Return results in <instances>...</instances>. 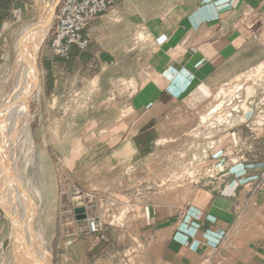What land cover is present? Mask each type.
Returning a JSON list of instances; mask_svg holds the SVG:
<instances>
[{
    "label": "rangeland",
    "instance_id": "rangeland-1",
    "mask_svg": "<svg viewBox=\"0 0 264 264\" xmlns=\"http://www.w3.org/2000/svg\"><path fill=\"white\" fill-rule=\"evenodd\" d=\"M50 1L31 0L26 13L12 14L8 18L7 32L3 35L7 41L0 42V48L5 50L0 58V111L3 108L7 113L2 131L7 140L4 154L21 176L23 186L30 189L33 200L30 207L26 195L20 191L23 203L19 212L30 228L27 245L44 252L50 264H61L56 255L61 249L50 250L46 243L52 238L53 244L58 245L59 240L76 237L72 232L73 196L69 191L72 183L64 179V174L74 171L72 166L79 163L89 165L87 174L97 170L95 148L104 140L97 134L110 127L111 116L116 120L113 124L121 129V121L131 117L127 107L137 88L134 65L138 56L151 49L152 41L141 26L130 27L122 22L118 28L105 30L107 35L101 40L106 50L116 54L111 63L91 62L83 67L78 63L67 69L61 63L56 64L59 59L53 57L51 70L42 73L39 70L41 58L53 56L47 46L48 29L38 46V87L27 100V115L17 120L13 118V110L18 107L15 101L19 98L17 95L24 93L23 88L17 87L21 76L16 60L17 43L25 33L39 26L28 30L48 10ZM166 6L163 11L170 5ZM130 28L134 30L126 32ZM240 31L256 38L258 59L235 78L208 90L201 89L197 105L174 107L169 116L177 117L172 120L151 122L159 123L160 128H155L154 136L149 138L142 175L128 184L108 181L95 184V179L90 186L97 194L92 197V212L88 216L98 219L105 233L101 229L99 233L90 232L85 246L63 251L70 252L73 258L85 252L90 264H110L108 259H114L116 264L126 258L132 264H158L152 255L155 248L138 240L137 222L130 216L134 200L142 198L149 204L176 207L184 203L195 187L226 186L248 194L257 190L264 180V2L253 10H240ZM100 115L106 116H101L99 122ZM25 124L34 145L25 142ZM1 168L5 169L0 160V202L8 236L5 256L9 264H18L15 236L25 238V231L13 225L14 219L5 206L7 196L4 197ZM41 211L47 213L44 219L40 218ZM53 220L55 232L52 235L48 224ZM115 227L119 231L111 232ZM103 234H106V242L101 239L96 244V238ZM230 236L239 239L240 227ZM129 246L134 248L128 252ZM113 247L119 252L116 257H111ZM224 252L228 253L226 249ZM99 256L102 262L96 263ZM228 259L226 255L216 256L206 264H230Z\"/></svg>",
    "mask_w": 264,
    "mask_h": 264
},
{
    "label": "crops",
    "instance_id": "crops-1",
    "mask_svg": "<svg viewBox=\"0 0 264 264\" xmlns=\"http://www.w3.org/2000/svg\"><path fill=\"white\" fill-rule=\"evenodd\" d=\"M263 2L118 0L107 13L89 24L86 33L90 43L84 51L73 47L68 61H56L67 69L78 63L81 67L91 62L111 63L116 54L106 50L101 40L107 35L105 30L118 28L122 22L130 27L141 26L152 41L151 49L138 56L134 65L133 78L137 88L127 107L131 117L121 121V129L109 116L112 124L97 134L104 137L95 148L97 170L87 174L89 165L79 163L72 166L74 171L64 174V179H69L82 191L87 215L92 212L90 203L97 194L90 187L95 179V184L103 181L128 184L142 175L149 138L154 136L155 128H160L156 122L177 117L175 114L169 116L174 107L197 105L201 100V89L208 90L235 78L258 59L256 38L240 31V10H253ZM30 3L31 0H0V42L7 41L3 35L7 32L8 18L12 14L26 13ZM166 5L170 6L163 11ZM131 30L134 29L126 32ZM3 51L4 48H0V58L5 55ZM53 57L41 58L40 72L51 70ZM101 116L106 115H100L99 122ZM153 121L156 122L151 124ZM131 205L130 216L137 222L138 240L155 248L152 255L158 264H206L212 257L224 255L230 264H264V180L251 194L226 186L218 189L201 186L195 187L184 203L176 207L149 204L142 198ZM2 212L0 202V264H9V258L5 256L8 236ZM46 215L41 211L40 218L44 219ZM73 221L72 232L76 237L59 240L58 245H54L51 238L46 248L61 249V253L56 254L61 264H90V257L85 252L73 258L70 252L63 251L82 248L91 234L78 233L74 212ZM48 227V232L53 235L55 220ZM238 227L240 238L231 237ZM110 231L118 232L119 229L115 227ZM101 239L106 242V234L97 237L95 243L99 244ZM133 248L129 246L128 252ZM114 250L113 247L111 257L119 253ZM107 261L114 264V259ZM100 262L101 256L96 263ZM116 264L132 263L126 258Z\"/></svg>",
    "mask_w": 264,
    "mask_h": 264
},
{
    "label": "bare ground",
    "instance_id": "bare-ground-1",
    "mask_svg": "<svg viewBox=\"0 0 264 264\" xmlns=\"http://www.w3.org/2000/svg\"><path fill=\"white\" fill-rule=\"evenodd\" d=\"M51 3H52V0L49 3V7ZM49 7L47 9H49ZM52 19H53L52 14H49L44 20H42L38 24L39 25L38 27H35L31 29L30 31H28L27 33H25L19 39L17 43L16 60L18 63L17 64L18 68L21 72V76L17 81V87L19 86L20 90L21 88H23V92H24L23 93L21 91L23 95H20L21 93L19 95L16 94L19 98H16L17 100L15 101V105H17L18 107L15 110H13L14 111L13 118L15 119L17 118V120L27 115L28 113L27 100L32 95V91L38 87L37 67L34 68L35 67L34 65L36 62L39 43L41 42L42 38L44 37L48 29L50 28L52 24ZM6 100L8 101V99ZM14 100H15V97H14ZM6 107L8 106L6 105ZM3 111L5 110H3L2 108V111H0V129H1L0 160L3 163L4 168H5V169L1 168V170L4 176V180H3L4 197L7 196L5 199L3 197V199H4L5 206L8 208V210L10 211V214L13 217L12 219H14L13 225H15L16 228H23L25 231V238L21 237V235L20 236L16 235L15 252H16L17 263L18 264H50V261L44 252H41L40 250L34 248L33 246L29 247L27 245V243L29 242L28 240L30 239L29 238L30 228L28 224L25 223L24 218H22L19 212V210L21 211L20 206L23 200V197L20 192L22 190H20L16 181L14 180V178L11 177L9 172H11L12 174L15 173V177L20 182L22 181L21 176L14 170L13 167L9 165L6 155L4 154V149H5L4 147H5L7 140L4 138L5 135L2 133V131L4 132L3 124L7 120L6 119L7 113L5 111V114H3ZM23 132L25 135V142H27L30 145H34L32 142L31 133H30V130L27 124L24 125ZM27 190H30V189L27 188ZM11 199L12 200L14 199L13 202H11ZM7 201L9 202V204L7 203ZM10 203L12 204L14 203V204L11 205ZM10 205L12 206V208H9ZM17 213H19L20 216H18ZM32 244L34 245V243ZM27 246L29 247V249Z\"/></svg>",
    "mask_w": 264,
    "mask_h": 264
},
{
    "label": "built area",
    "instance_id": "built-area-1",
    "mask_svg": "<svg viewBox=\"0 0 264 264\" xmlns=\"http://www.w3.org/2000/svg\"><path fill=\"white\" fill-rule=\"evenodd\" d=\"M117 1L60 0L48 31L47 46L52 55L68 61L73 47L84 51L90 43V36L86 33L89 24L107 13ZM87 227L88 232L99 233L101 224L98 219L88 217Z\"/></svg>",
    "mask_w": 264,
    "mask_h": 264
},
{
    "label": "water",
    "instance_id": "water-1",
    "mask_svg": "<svg viewBox=\"0 0 264 264\" xmlns=\"http://www.w3.org/2000/svg\"><path fill=\"white\" fill-rule=\"evenodd\" d=\"M60 0H52V3L49 7L48 10H46L44 12V14L38 19L36 20L29 28L31 29L32 27L36 26L37 24H39L42 20H44L49 14H52V16L55 13V10L59 4ZM38 56L35 62V67H37V61H38ZM9 174L11 175L12 178H14V180H16L18 187L20 188V190H22V192L26 195L29 206L31 207L33 204V200L28 192V190L23 186L22 182H20L14 174H12L11 172H9ZM69 191L71 196H73V212H74V217H75V221H76V226H77V231L78 233H86L88 232V227H87V216H86V209L85 206L83 204V199H82V192L81 190L71 184L69 185ZM3 210V209H2ZM4 211V210H3ZM7 216L10 217V215L6 212H4ZM36 221V217L34 218ZM15 240H16V236H15Z\"/></svg>",
    "mask_w": 264,
    "mask_h": 264
}]
</instances>
